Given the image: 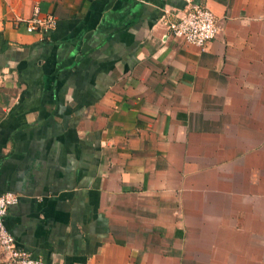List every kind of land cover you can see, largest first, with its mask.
I'll use <instances>...</instances> for the list:
<instances>
[{
    "label": "crops",
    "instance_id": "1",
    "mask_svg": "<svg viewBox=\"0 0 264 264\" xmlns=\"http://www.w3.org/2000/svg\"><path fill=\"white\" fill-rule=\"evenodd\" d=\"M189 3L216 19L204 50L167 28ZM36 7L53 29L26 31ZM6 192L42 264H257L264 0H0Z\"/></svg>",
    "mask_w": 264,
    "mask_h": 264
},
{
    "label": "built area",
    "instance_id": "2",
    "mask_svg": "<svg viewBox=\"0 0 264 264\" xmlns=\"http://www.w3.org/2000/svg\"><path fill=\"white\" fill-rule=\"evenodd\" d=\"M28 33L50 31L55 27L56 20L52 15L44 18L39 16V9H33L32 16L24 21ZM170 34L182 39L187 45L204 50L218 34L214 14L206 7L189 3L183 12L167 26ZM18 202V196L6 192L0 195V249L5 253L10 264H42L30 254L16 247L13 237L7 232L3 218L7 209Z\"/></svg>",
    "mask_w": 264,
    "mask_h": 264
},
{
    "label": "rangeland",
    "instance_id": "3",
    "mask_svg": "<svg viewBox=\"0 0 264 264\" xmlns=\"http://www.w3.org/2000/svg\"><path fill=\"white\" fill-rule=\"evenodd\" d=\"M260 232H263V230H259L258 233ZM260 237V238H259ZM258 239L260 241H262L264 238L262 236H259ZM220 247L221 248H225V245L226 244V251H227V248H232V238L230 237H225V236H222L221 239H220ZM245 240L242 238V241ZM247 241V238L246 240ZM230 244V246H228ZM255 244L252 245V248H254ZM209 248H213L215 251H213L212 253L210 252V257H212L214 255V259H216V246H215V243L212 242L211 245L209 246ZM252 248H242V257H241V264H247L246 261H247V256L249 255V251L252 249ZM256 252L253 253V255H256V261L258 262L257 264H262L261 261L264 260V248H260L259 245L256 246ZM256 253V254H255ZM220 254L224 255V253H222L220 251ZM226 255V260H227V252L225 253ZM220 259V258H219ZM230 260H232V258L230 257ZM226 264H229V263H226Z\"/></svg>",
    "mask_w": 264,
    "mask_h": 264
}]
</instances>
